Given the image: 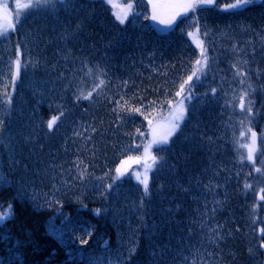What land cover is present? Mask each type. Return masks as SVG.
<instances>
[{"label":"trees","instance_id":"obj_1","mask_svg":"<svg viewBox=\"0 0 264 264\" xmlns=\"http://www.w3.org/2000/svg\"><path fill=\"white\" fill-rule=\"evenodd\" d=\"M123 1L124 24L55 0L0 38V264H264V5L214 0L161 32L149 0ZM186 95L147 194L117 178Z\"/></svg>","mask_w":264,"mask_h":264},{"label":"rangeland","instance_id":"obj_2","mask_svg":"<svg viewBox=\"0 0 264 264\" xmlns=\"http://www.w3.org/2000/svg\"><path fill=\"white\" fill-rule=\"evenodd\" d=\"M59 1H62V0H59ZM105 1L108 2V0H105ZM29 2L30 0H24L20 2H15L13 4H9V3L7 4L5 0H0V6H6L7 13H10L11 18L14 19L16 15L17 7L19 5H23ZM115 2L120 5L122 4L124 6L127 5V3H124L123 0H115ZM149 2L151 3V6H152L151 11H153L151 15V22L153 26L161 32H166L172 28L171 26L174 24L175 18L179 16V15H175L177 12L186 13L182 5L188 4V3H194L196 5H209V3H203L202 0H149ZM213 3H214V0L210 4H213ZM154 5H156L155 9H154ZM115 11L116 12L121 11V9L115 8ZM131 12L129 13V15L131 14ZM154 12L157 16L156 20L152 19ZM173 16H175L174 19H172ZM161 20L165 21V23H161L160 22ZM169 20H172L170 25L167 23ZM8 22H9V16L7 14H4V18L3 20H0V23L7 24ZM9 33H11V31L8 32L6 35H8ZM6 35L0 36V38ZM191 37L196 43V45L198 46L199 51L201 53L203 52V56H206V49L203 44V40L200 39L199 34L196 32H192ZM203 56L201 58V61H200V64L197 70L199 74L203 72L202 70L207 62V60L203 59ZM190 98L191 97L188 98L187 95L186 97L182 98L183 109H184V103L186 105L189 102ZM178 107L179 105L175 104L172 112L168 116L156 117L151 120V122L149 123L150 129L148 133V141L144 147L143 152L138 156L130 157L122 161L117 168V169H120V172L118 173L116 171L117 178H123L125 176H130L135 181H137L140 185H144L141 182L143 180H147V184H149V177H150L152 167L149 168L148 165L152 164L151 157H155L154 149L161 145H167L170 139L175 135V133L177 132L179 128L168 138L167 144L154 143V141L159 140L160 137L164 136L170 130L172 123L174 122L173 117L176 115ZM184 115H185V110H184ZM182 121L179 122V125H181ZM244 135L245 133H242L241 135V137L243 138V141L241 144V147H242L241 151L244 154L245 158L248 159L247 157H248L249 149H252L253 159L250 161H254L255 159L254 156L257 151V137L256 135L253 136L252 134H249L248 136H244ZM152 166H154V164H152ZM137 177H139V179Z\"/></svg>","mask_w":264,"mask_h":264},{"label":"snow or ice","instance_id":"obj_3","mask_svg":"<svg viewBox=\"0 0 264 264\" xmlns=\"http://www.w3.org/2000/svg\"><path fill=\"white\" fill-rule=\"evenodd\" d=\"M109 3H111L112 7L115 8H119L121 9V11H117L114 12L113 15L115 16V18L119 21L120 24H124L125 21L128 19V15L132 10L133 5L131 3H128L126 6L124 5H120L117 4L115 2V0H108ZM203 3H212L213 0H202ZM41 4L43 5H48V4H53V6L55 5V0H30L29 3H25L23 5H19L17 7V11H16V15L15 18L12 19L10 13H7V9L6 6H0V20H3L4 18V14H7L9 16V22L7 24L4 23H0V36L6 35L8 32L14 30L15 28V24L19 23L21 18L24 16L25 14V10L28 9H32L35 7H39L41 6ZM255 5H264V0H235V3H229L226 7L229 10H237V9H247L250 6H255ZM156 5H154V9H155ZM182 7L184 8V11L187 12L188 10H194L197 5L194 3H188V4H184L182 5ZM175 15H180L179 12H177ZM175 16L172 17V19H174ZM153 20L157 19V16L154 12L153 16H152ZM161 23H165V21L161 20ZM172 22V20H169L167 23L170 25ZM189 35H191V33H189ZM202 56H203V52H202ZM204 60H207L206 56H203ZM197 64H200V61L197 60L196 61ZM193 75H195V73H193ZM189 80L192 79V77L190 76L188 78ZM101 83H103V81H101ZM181 88L183 89V85H181ZM180 93H177V95H179ZM89 95H91L89 93ZM87 98V97H85ZM244 105L241 104V108H243ZM247 111L249 113L252 112V108H251V101H249V106ZM56 117H53L52 120L49 121L48 123V128L51 129L56 121ZM184 119V109H183V104L181 103L177 109V113L176 115L173 117V123L172 126L170 128V130L162 137H160L159 140H155L154 143H159V144H167L168 143V138L179 128V122L182 121ZM3 126V121H0V127ZM253 136H255V133H253ZM252 149H249L248 152V159L252 160L253 156H252ZM152 159V164L156 163L157 158L156 157H151ZM152 164L148 165L149 168L152 167ZM257 171H260L259 169H257ZM117 172H120V169H117ZM139 179V177H137ZM3 181V177H0V182ZM144 184V188H145V194H147L148 192V184H147V180H143L141 181ZM109 187H111V185H109ZM98 211V210H97ZM10 215V210L9 213H3L0 214V224H2L5 220V218L7 216ZM264 231V230H262ZM261 247H264V244L261 245ZM134 251V249H133Z\"/></svg>","mask_w":264,"mask_h":264}]
</instances>
